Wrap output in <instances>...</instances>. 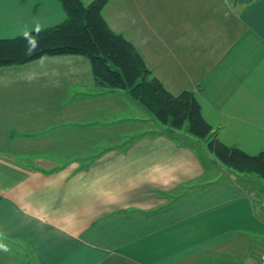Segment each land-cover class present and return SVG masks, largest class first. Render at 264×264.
<instances>
[{
	"label": "crops",
	"instance_id": "obj_1",
	"mask_svg": "<svg viewBox=\"0 0 264 264\" xmlns=\"http://www.w3.org/2000/svg\"><path fill=\"white\" fill-rule=\"evenodd\" d=\"M102 16L171 94L195 93L222 144L264 151V0H110ZM63 20L57 0H0V39ZM0 71V130H12L0 141V264H260L264 184L203 161L122 91L98 90L82 56ZM51 111L94 135H135L61 161L73 148L58 141L35 164L21 141L50 137L34 120ZM21 115L32 121L16 130Z\"/></svg>",
	"mask_w": 264,
	"mask_h": 264
},
{
	"label": "trees",
	"instance_id": "obj_2",
	"mask_svg": "<svg viewBox=\"0 0 264 264\" xmlns=\"http://www.w3.org/2000/svg\"><path fill=\"white\" fill-rule=\"evenodd\" d=\"M110 0H57L64 20L53 27L0 39V68L25 65L64 55L86 58L98 90L122 91L140 104L161 127L180 138L206 142L207 152L225 169L255 174L264 181V151L249 156L222 144L217 131L202 117L193 91L171 94L152 75L136 48L105 22L102 11ZM27 34V35H26ZM179 138V139H180Z\"/></svg>",
	"mask_w": 264,
	"mask_h": 264
},
{
	"label": "rangeland",
	"instance_id": "obj_3",
	"mask_svg": "<svg viewBox=\"0 0 264 264\" xmlns=\"http://www.w3.org/2000/svg\"><path fill=\"white\" fill-rule=\"evenodd\" d=\"M1 73V71H0ZM17 79V78H15ZM4 80V77H0V84L1 81ZM17 87H15L14 91H16ZM0 93H3V89L0 86ZM35 112L37 111L36 109H34ZM60 114V113H58ZM65 115V117L63 116ZM69 115H72V117H70ZM35 118V116H34ZM25 119H30V121H32V119L30 117L28 118H23L21 115V119H19L18 122H9L12 123L10 124L11 126L13 125V127L16 128V130H24V129H20L22 126H25L27 123L25 122ZM29 121V120H27ZM90 123V124H89ZM34 125L36 127H44L43 129L45 130H54L51 131V133L48 135L50 137L46 138V140H44V138H37L36 140H28L23 142V140L21 141L22 146H27L30 150L31 155L33 156V158L31 159L35 164H36V159H38L40 156H42L43 153L47 154L48 151L53 153H56V146L58 141L62 142L60 144H70V146H72L71 148H73V150H70L66 152V154L60 159L64 160V159H69L70 157H81V156H94L96 154L99 153V151L109 147L111 144L112 145H123V143L127 140H130L132 137H134L133 133H135L136 130H109L111 133H107V130H101L98 134H93V132L90 131V129L92 128L91 122H87V121H79L76 120V118L74 117V112L72 113H68L65 112L61 115V117L57 116V113L55 111H51L50 115L48 117H39V119H35L34 120ZM139 126H144V127H140L141 131H146L149 130L150 128H152V126H146V125H139ZM164 129H168L167 127H162ZM144 129V130H143ZM77 130V131H76ZM79 130H88V131H83L80 132ZM12 130H0V141L1 138L3 139V137L5 136L4 134L6 133H11ZM38 131H42V130H33L34 133H37ZM108 131V132H109ZM138 131V130H137ZM118 132V134H117ZM121 132L123 133V135H125V137L121 136L120 137V141H116L115 139H117V137L119 135H121ZM61 133H66L64 134V140H62L63 136H58ZM55 135V136H52ZM112 135H116L117 137L115 138ZM80 139L82 141H80ZM191 147L193 148L194 152L196 153V155L201 158L203 161H206V157L209 155L211 156L208 152H207V148H206V142L204 141H199L196 139H192L191 141ZM33 145V146H31ZM4 147V145H3ZM68 147V146H67ZM52 153V154H53ZM212 158V160H214V162H216V160L213 157H208L207 159ZM211 160V159H210ZM205 163V162H204ZM205 165L207 166V164L205 163ZM220 166V165H218ZM219 168H222L219 167ZM211 171L207 170V176H210ZM236 174V173H235ZM238 176H250L251 177V181H253L252 183H249L252 186H257L258 183L259 184H264V182H262V180L255 174H239L237 173ZM256 178V179H255ZM246 180V179H245ZM239 184H241V181L239 182Z\"/></svg>",
	"mask_w": 264,
	"mask_h": 264
},
{
	"label": "built area",
	"instance_id": "obj_4",
	"mask_svg": "<svg viewBox=\"0 0 264 264\" xmlns=\"http://www.w3.org/2000/svg\"><path fill=\"white\" fill-rule=\"evenodd\" d=\"M260 264H264V253L260 255Z\"/></svg>",
	"mask_w": 264,
	"mask_h": 264
},
{
	"label": "clouds",
	"instance_id": "obj_5",
	"mask_svg": "<svg viewBox=\"0 0 264 264\" xmlns=\"http://www.w3.org/2000/svg\"><path fill=\"white\" fill-rule=\"evenodd\" d=\"M37 31H39V29H37ZM27 35V34H26Z\"/></svg>",
	"mask_w": 264,
	"mask_h": 264
}]
</instances>
